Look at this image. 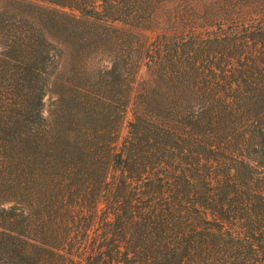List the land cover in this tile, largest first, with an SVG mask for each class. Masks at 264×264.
<instances>
[{
	"label": "trees",
	"instance_id": "trees-1",
	"mask_svg": "<svg viewBox=\"0 0 264 264\" xmlns=\"http://www.w3.org/2000/svg\"><path fill=\"white\" fill-rule=\"evenodd\" d=\"M0 264H264V0H0Z\"/></svg>",
	"mask_w": 264,
	"mask_h": 264
},
{
	"label": "rangeland",
	"instance_id": "rangeland-1",
	"mask_svg": "<svg viewBox=\"0 0 264 264\" xmlns=\"http://www.w3.org/2000/svg\"><path fill=\"white\" fill-rule=\"evenodd\" d=\"M53 80H54V76L52 78L51 84L49 85V90L47 92V95L45 97V102H46V106H45V110H44V114L47 115L49 113L50 110V104L54 99V94H53ZM131 118V113L128 114V119ZM126 130L123 131V133H125Z\"/></svg>",
	"mask_w": 264,
	"mask_h": 264
}]
</instances>
